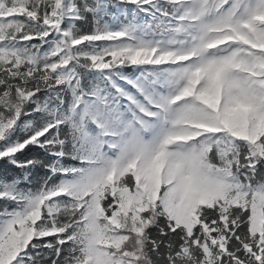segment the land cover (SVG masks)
Segmentation results:
<instances>
[{"label": "snow or ice", "instance_id": "1", "mask_svg": "<svg viewBox=\"0 0 264 264\" xmlns=\"http://www.w3.org/2000/svg\"><path fill=\"white\" fill-rule=\"evenodd\" d=\"M0 264H264V0H0Z\"/></svg>", "mask_w": 264, "mask_h": 264}]
</instances>
